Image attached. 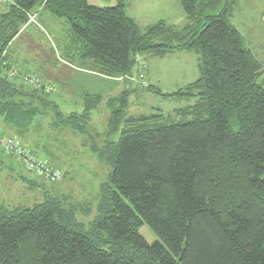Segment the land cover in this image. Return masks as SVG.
<instances>
[{
    "label": "trees",
    "instance_id": "trees-1",
    "mask_svg": "<svg viewBox=\"0 0 264 264\" xmlns=\"http://www.w3.org/2000/svg\"><path fill=\"white\" fill-rule=\"evenodd\" d=\"M128 1L98 8L89 0H11L0 12V135L17 139L51 174L39 177L1 146L0 153L37 179L60 183V155L69 141L58 139L67 134L112 166L89 227L77 219L89 211L65 196L1 207L0 264H264V72L231 23L234 4L178 0L187 19L183 28L161 20L141 33L125 13ZM40 10L66 22L88 65L84 70L107 80H141L146 55L197 52V81L171 94L145 88L164 98L196 99L175 111L193 118L166 123L162 113L129 115L128 82L107 103L106 132L93 135L92 115L103 96L85 93L82 112L65 114L52 99L54 85L36 90L16 68L11 46ZM42 119L51 121L45 135ZM144 224L156 242L141 236Z\"/></svg>",
    "mask_w": 264,
    "mask_h": 264
},
{
    "label": "rangeland",
    "instance_id": "rangeland-1",
    "mask_svg": "<svg viewBox=\"0 0 264 264\" xmlns=\"http://www.w3.org/2000/svg\"><path fill=\"white\" fill-rule=\"evenodd\" d=\"M230 1L234 4L231 23L242 35L245 47L250 49L262 63L264 72V0ZM10 2L11 0H0V12ZM89 4L98 8H108L117 6V0H89ZM125 13L135 21L141 33H145L148 28L161 20L180 28L187 23L186 15L178 0H129ZM182 18L183 20H180ZM29 24L25 32L20 34L11 46L10 53L14 61H18L16 68L54 85L57 90L53 93L52 99L65 114L82 112L85 93L103 96L104 101L92 115L89 130L93 135L106 132L110 116L107 103L112 97L123 93L127 89L128 82H131L130 91H132L128 99L129 115L162 113L166 116V123H177L193 118L184 119L176 115L175 111L194 105L196 99L164 98L147 92L145 88L153 86L164 94H171L197 81L200 78L201 59L197 52L177 51L162 59L146 55L144 60H141L145 70L141 80L133 78L128 82L112 81L84 70L88 65L80 58L79 43L72 42L70 28L64 20L53 17L48 10L42 12L40 10L39 15L33 16ZM139 69H141L140 65ZM136 74L134 70L133 76L135 77ZM263 81L264 74L259 83ZM50 122L49 119L40 121L45 129L44 135L51 129L48 124ZM230 122L236 130L232 116ZM58 140H68L69 143L63 150V155H60L65 176L62 182L56 184L37 179L11 156L4 152L0 153V209L1 207L7 209L17 206L32 207L36 203H41L45 195L58 198L65 196L75 206L82 210L84 208L85 212L89 211L87 215L77 216L79 222L89 227L88 225L97 215L101 186L107 182L112 166L97 159L88 149L81 148L76 137L63 134ZM115 140H119V135ZM104 141L98 140L99 146L103 145ZM21 177L28 181H36L41 187L23 184ZM139 232L148 243L157 241V237L148 225L144 224Z\"/></svg>",
    "mask_w": 264,
    "mask_h": 264
},
{
    "label": "built area",
    "instance_id": "built-area-1",
    "mask_svg": "<svg viewBox=\"0 0 264 264\" xmlns=\"http://www.w3.org/2000/svg\"><path fill=\"white\" fill-rule=\"evenodd\" d=\"M10 76H15L12 73ZM24 81L30 87L40 90L46 88L48 91H52L51 86L45 84L40 78L35 75L28 74L24 77ZM0 146L3 147L9 154L14 156L18 161L22 162L30 172L35 173L39 177L50 176L51 170L46 167L43 161L30 158L25 147L17 140L9 136L0 135ZM56 176V174H54Z\"/></svg>",
    "mask_w": 264,
    "mask_h": 264
},
{
    "label": "crops",
    "instance_id": "crops-1",
    "mask_svg": "<svg viewBox=\"0 0 264 264\" xmlns=\"http://www.w3.org/2000/svg\"><path fill=\"white\" fill-rule=\"evenodd\" d=\"M180 20H183V18L182 19H180ZM170 24V23H169ZM171 25H174V24H171ZM174 26H176V25H174ZM7 133V132H6Z\"/></svg>",
    "mask_w": 264,
    "mask_h": 264
}]
</instances>
